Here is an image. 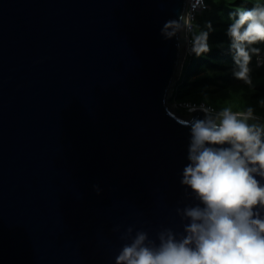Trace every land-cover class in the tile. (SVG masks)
Instances as JSON below:
<instances>
[{
	"label": "water",
	"instance_id": "obj_1",
	"mask_svg": "<svg viewBox=\"0 0 264 264\" xmlns=\"http://www.w3.org/2000/svg\"><path fill=\"white\" fill-rule=\"evenodd\" d=\"M184 7L0 0V264H115L128 227L179 229L188 52L161 28Z\"/></svg>",
	"mask_w": 264,
	"mask_h": 264
},
{
	"label": "clouds",
	"instance_id": "obj_2",
	"mask_svg": "<svg viewBox=\"0 0 264 264\" xmlns=\"http://www.w3.org/2000/svg\"><path fill=\"white\" fill-rule=\"evenodd\" d=\"M207 8V0H185L178 17L163 24L161 36L186 41L178 47L196 57L209 53L213 25L194 23ZM229 21L233 78L254 91L253 64L264 67V0H244ZM185 107L190 118L179 180L183 206L176 208L179 229L162 227L153 238L128 227L115 264H264V117L251 105L213 106L206 96Z\"/></svg>",
	"mask_w": 264,
	"mask_h": 264
},
{
	"label": "trees",
	"instance_id": "obj_3",
	"mask_svg": "<svg viewBox=\"0 0 264 264\" xmlns=\"http://www.w3.org/2000/svg\"><path fill=\"white\" fill-rule=\"evenodd\" d=\"M208 9L197 15L194 23L203 27L207 22L213 25L209 36L211 51L201 57H188L185 61L179 83L176 85L170 103L199 104L207 102L219 106L225 102L235 107L251 105L257 114L264 117V67L256 68L253 64V79L256 84L254 91L237 81L232 75V57L226 29L229 14L244 0H207ZM245 6L250 7L251 3ZM181 110H183L181 108ZM187 112L186 110H183Z\"/></svg>",
	"mask_w": 264,
	"mask_h": 264
},
{
	"label": "rangeland",
	"instance_id": "obj_4",
	"mask_svg": "<svg viewBox=\"0 0 264 264\" xmlns=\"http://www.w3.org/2000/svg\"><path fill=\"white\" fill-rule=\"evenodd\" d=\"M171 101V99H170ZM169 101V109L171 110V112L173 113V115H175L178 118H183L188 120L190 118L189 113L188 112H184L183 110H181L179 107L176 106V104H171Z\"/></svg>",
	"mask_w": 264,
	"mask_h": 264
},
{
	"label": "built area",
	"instance_id": "obj_5",
	"mask_svg": "<svg viewBox=\"0 0 264 264\" xmlns=\"http://www.w3.org/2000/svg\"><path fill=\"white\" fill-rule=\"evenodd\" d=\"M208 9V8H207ZM206 9V10H207ZM205 11V10H204ZM204 11H201V12H197V14H196V18H197V15H199V14H201L202 12H204ZM193 56H195V55H193V54H190V53H188V56L187 57H193ZM189 104V103H188ZM188 104H176V106L177 107H179L180 109L182 108L183 110H186L187 111V109H186V105H188ZM188 112V111H187Z\"/></svg>",
	"mask_w": 264,
	"mask_h": 264
}]
</instances>
